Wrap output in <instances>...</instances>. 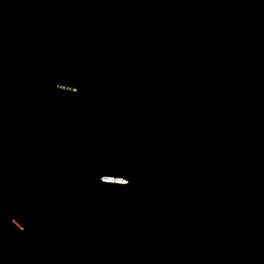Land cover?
<instances>
[{"label":"water","instance_id":"95a60500","mask_svg":"<svg viewBox=\"0 0 264 264\" xmlns=\"http://www.w3.org/2000/svg\"><path fill=\"white\" fill-rule=\"evenodd\" d=\"M0 264H264V0H0Z\"/></svg>","mask_w":264,"mask_h":264}]
</instances>
